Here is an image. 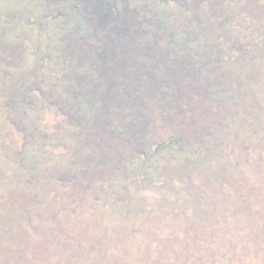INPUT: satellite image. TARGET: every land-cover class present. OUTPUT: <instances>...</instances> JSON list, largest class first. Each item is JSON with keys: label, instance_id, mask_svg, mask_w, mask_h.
<instances>
[{"label": "rangeland", "instance_id": "rangeland-1", "mask_svg": "<svg viewBox=\"0 0 264 264\" xmlns=\"http://www.w3.org/2000/svg\"><path fill=\"white\" fill-rule=\"evenodd\" d=\"M0 264H264V0H0Z\"/></svg>", "mask_w": 264, "mask_h": 264}]
</instances>
